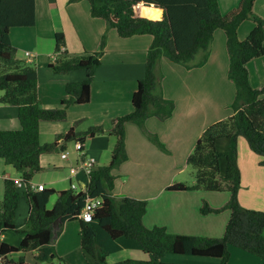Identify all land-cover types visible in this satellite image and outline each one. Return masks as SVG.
Returning a JSON list of instances; mask_svg holds the SVG:
<instances>
[{
	"label": "trees",
	"instance_id": "obj_1",
	"mask_svg": "<svg viewBox=\"0 0 264 264\" xmlns=\"http://www.w3.org/2000/svg\"><path fill=\"white\" fill-rule=\"evenodd\" d=\"M82 0H68L75 3ZM89 4V15L101 19L106 28L99 40V49L70 56L65 50V35L55 33L56 59L49 67L55 74L83 71L84 77L66 81V96L59 106L44 108L39 102L38 75L34 64L17 60L16 48L11 44L10 31L15 27L34 26L35 0H0V103L17 107L19 127L0 129V159L21 172L25 183L42 170L40 155L53 150H65L69 141L80 140L106 133L116 138L110 149L107 164L98 165L88 177L82 190L45 188L32 190L27 185L18 188L15 180L5 178L0 199V235L17 232L22 237L17 245L0 242L3 264H31L27 253H33L34 261H51L58 256L54 247L53 222L59 218L64 224L79 221L80 250L86 264H181L163 261L167 253L216 258L218 264H227L230 246L249 252L264 262V211L244 207L239 201L241 171L237 163L238 137H243L249 148L264 166V87H254L250 81L248 64L264 56V18L254 11L256 0H239L225 13L218 0H84ZM251 21L253 28L247 37L237 35L239 26ZM112 29L121 38L149 35L151 43L145 58L143 77L131 97L132 111L114 118L111 124L89 127L76 131L75 126L64 134H58L52 143L39 142L41 121H63L70 105L89 102L90 86L96 68L106 51L107 33ZM225 33L227 54V78L234 86V96L227 107L231 115L207 126L186 158V164L194 169V183L177 182L171 190L226 191L227 200L214 206L202 200L201 215L229 213L221 237H205L192 234L171 233L165 226L147 227L143 222L147 203L122 195L113 197L115 180L120 176V166L129 158L126 145V126L133 123L144 128L146 120L155 116L163 121L175 111V102L167 98L157 75L161 57L190 70L202 67L209 58L214 31ZM146 136L161 149L159 137L146 131ZM219 139H226L228 148L216 147ZM225 158L222 172L220 161ZM51 197L54 203L49 207ZM87 197L101 198L90 221L81 218L80 212ZM24 200L28 213L24 224H17L16 209ZM28 226L27 229L24 226ZM123 248H138L147 253L146 260L126 258L109 263L108 256ZM15 256V258H14Z\"/></svg>",
	"mask_w": 264,
	"mask_h": 264
},
{
	"label": "crops",
	"instance_id": "obj_2",
	"mask_svg": "<svg viewBox=\"0 0 264 264\" xmlns=\"http://www.w3.org/2000/svg\"><path fill=\"white\" fill-rule=\"evenodd\" d=\"M218 2L219 5L222 2L228 5L231 0H218ZM236 4L231 3L226 11ZM35 10L37 18L35 25L12 28L10 41L16 48L17 60L34 64L37 69L41 106L54 108L59 106L60 101L66 96V81H77L84 77L83 71L65 74L52 72L49 63L53 56H57L52 52L53 46L55 47V33L62 31L66 41L65 50L70 56H79L84 52L99 49V40L106 25L103 20L90 17L89 4L84 0L75 3H69L68 0H35ZM254 11L264 18V0L255 1ZM252 28L253 23L243 22L237 30L238 37L245 38ZM151 40L149 35L121 38L110 29L107 33L106 51L101 64L95 70L90 86L89 102L70 105L67 109V117L63 121H41L39 142L52 143L58 134H64L72 126L80 132L96 125L107 128L114 118L130 113L133 109L131 97L136 89L137 80L143 77L145 58ZM43 43L45 45H42ZM26 51L32 53L31 60L25 55ZM227 67L225 33L220 29L214 31L210 55L202 67L188 70L161 57L157 66V75L164 95L175 102L174 113L163 121L151 116L146 120L144 128L133 123L126 126L129 158L120 166L119 174L123 180L117 185L114 184L112 196L126 195L145 200L147 208L143 222L149 228L162 225L169 232L177 234L218 238L223 235L229 213L201 215L199 206L202 200L219 206L225 202L224 199L214 196L213 191L200 189L177 191L168 187L181 182L176 177L182 171L180 162L186 163V158L202 131L210 124L232 114L227 104L234 96V86L227 78ZM248 69L251 84L254 87H264V56L250 61ZM2 94L3 92L0 96ZM18 127L17 107L0 103V129ZM146 131L155 133L164 148L161 149L150 140L146 136ZM115 140L114 136L106 133L95 135L85 141L84 151L94 156L98 165H102L101 163L109 157ZM225 146L226 143L221 139L216 142V147L220 151H224L222 147ZM68 148L70 149L68 159L61 158L60 153L61 160L56 159V154H53V158L41 154L42 170L34 174L31 182L44 184L46 188L55 190L68 188L69 182L74 181V176H69V167L77 157L74 143H68L66 149ZM60 150L55 151L61 152ZM260 160V156L249 148L246 140L241 136L238 137L237 163L241 171L239 201L244 207L264 210V166L259 164ZM68 163L69 167H67ZM0 172L4 175L0 177L1 199L5 178L18 179L21 177V172L12 165L6 164L3 159H0ZM156 177L162 180L155 183L150 179ZM51 198H53L52 205L55 197ZM24 204L27 207L25 201ZM25 210L26 208L22 206L21 214ZM27 213L28 207L26 216ZM58 228L60 231L58 234L55 233L53 241L58 256L64 258L68 264H86L80 250L79 221L64 224L59 222L54 230ZM20 239V234H17L15 239L10 233L0 235V242L4 240L13 245H17ZM229 250L230 257L227 264H264L257 256L237 247L230 246ZM72 252L74 254L71 259ZM29 254L33 259V253H27L26 259L28 260ZM126 258L146 260L148 255L144 251L139 252L138 248H123L111 253L107 261L112 263ZM164 260L173 263L188 261L183 258ZM28 261L36 264L34 260ZM214 261L194 262L195 264L219 263L218 259ZM0 264L3 262L0 261Z\"/></svg>",
	"mask_w": 264,
	"mask_h": 264
},
{
	"label": "rangeland",
	"instance_id": "obj_3",
	"mask_svg": "<svg viewBox=\"0 0 264 264\" xmlns=\"http://www.w3.org/2000/svg\"><path fill=\"white\" fill-rule=\"evenodd\" d=\"M237 0H231V2L228 4V5H225V3H221V5H220V10H221V12H223V13H225V11L227 10V8L231 5V3H234V4H236V3H238V2H236ZM246 23H248V24H252V22L251 21H245ZM247 37V36H246ZM51 41V40H50ZM48 44H49V40H48ZM42 45H45L44 43L42 44ZM41 45V46H42ZM46 46H44V48H45ZM52 52H55V47L53 46V48H52ZM54 54V53H53ZM57 57V56H56ZM1 90H0V94H1ZM89 138L87 137L86 138V140H88ZM222 141H224L225 143H226V146L225 147H222V149H227L228 148V143H227V140L226 139H221ZM68 143H71V144H73L74 143V141L72 140V141H69ZM67 143V144H68ZM218 146V148H220L221 146L218 144L217 145ZM68 151H70V149L68 148ZM59 153L60 152H57V151H55V150H53V151H50V152H43L42 154H44V155H49V156H51L52 158H53V154H56L57 155V157H56V159L58 160H61L60 159V157H59ZM109 158H110V155H109V157L107 158V160H104V162L103 163H101V164H107L108 162H109ZM226 162H225V158H221V171L223 172L224 171V169H225V164ZM62 166H64V165H62ZM66 166V165H65ZM180 166H182V171L180 172V174L179 175H177L176 177H177V179L179 180V181H181V182H185V183H187V184H191L192 183V181H194L195 179H194V169L191 167V166H188L186 163L184 164V162L183 161H181L180 162ZM67 167H69V163H68V166ZM46 168H49V167H46ZM87 178L88 177H86L82 172L81 173H78L76 176H74V178H73V182L76 184V190H82V188H83V184L84 183H86V181H87ZM147 179L149 178V177H146ZM146 179V180H147ZM150 179H152V180H154L155 181V183H157V182H160L161 180H162V178H158V177H156V178H150ZM123 180V177L121 176H119L116 180H115V183H116V185H117V183L118 182H121ZM86 185V184H85ZM213 194H214V196H216V197H218V198H220V199H224V201H226V199H227V196H228V194H227V192L226 191H223V192H213ZM52 200H53V198H51V201L48 203V206L50 207L51 206V202H52ZM221 203V202H220ZM22 206H24V208H26V210H25V212L24 213H22L21 214V210H22ZM264 211V210H263ZM26 212H27V207H26V205L24 204V201L21 199L20 201H19V203H18V206H17V209H16V218H15V221L16 222H18V223H20V224H24L25 223V219H26ZM24 228L25 229H27L28 228V226H24ZM8 233H10V234H12V236H13V239H15L16 238V236H17V234H20L21 235V237H22V234L21 233H15V232H8ZM20 242V241H19ZM18 242V243H19ZM55 246V245H54ZM56 250V249H55ZM139 250V252H141V253H143V251L141 250V249H138ZM56 253H57V251H56ZM74 254V252H72V254H71V259H72V255ZM58 255V254H57ZM165 258H177V259H188V261H186V260H182V261H184V262H177V263H181V264H195V262H197V261H199V262H206V261H208V262H215L214 260H216V259H214V258H205V257H198V256H193V255H173V254H169V253H167V254H165L164 255V257L162 258L163 259V261H165L164 259ZM259 258V257H258ZM64 259V258H63ZM28 260H30V261H32V260H34V259H32V255L31 254H29L28 255ZM120 260H123V259H119V260H117V261H120ZM75 260L73 259V263H75L74 262ZM195 261V262H194ZM36 262V261H35ZM114 262H116V261H114ZM36 264H64V263H62V262H60L57 258H55V259H52L51 261H37L36 262ZM210 264H212V263H210ZM214 264V263H213Z\"/></svg>",
	"mask_w": 264,
	"mask_h": 264
},
{
	"label": "built area",
	"instance_id": "obj_4",
	"mask_svg": "<svg viewBox=\"0 0 264 264\" xmlns=\"http://www.w3.org/2000/svg\"><path fill=\"white\" fill-rule=\"evenodd\" d=\"M25 55L28 56V59L31 60L32 53L29 51L25 52ZM56 59V56L52 57V60L54 61ZM74 148L77 152V157L74 160L73 163H71L69 167V176H76L78 173H83L86 177H89L98 166L97 161L94 156L88 155L84 151V144L80 140H76L74 142ZM69 151L67 149L62 150L60 152V156L63 159H68ZM0 177H4V175L0 172ZM15 180V185L18 188H24L27 185L32 190H43L46 188L44 184H35L31 181L25 183L22 176ZM88 180V178H87ZM69 187L76 189V184L74 182H69ZM102 203V199L99 198H90L87 197L84 203L83 208L81 209L80 216L85 221H90L92 219L93 214L95 213V210L100 207ZM0 256V260H1Z\"/></svg>",
	"mask_w": 264,
	"mask_h": 264
},
{
	"label": "water",
	"instance_id": "obj_5",
	"mask_svg": "<svg viewBox=\"0 0 264 264\" xmlns=\"http://www.w3.org/2000/svg\"><path fill=\"white\" fill-rule=\"evenodd\" d=\"M59 220H60L59 218H56V219L54 220V222H53V228H55L56 225H57V223L60 222ZM54 231H55V230H54Z\"/></svg>",
	"mask_w": 264,
	"mask_h": 264
}]
</instances>
